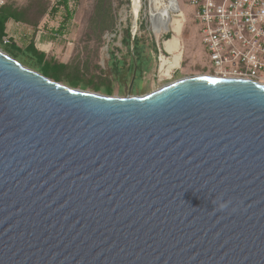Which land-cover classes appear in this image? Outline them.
I'll list each match as a JSON object with an SVG mask.
<instances>
[{"label":"water","instance_id":"obj_1","mask_svg":"<svg viewBox=\"0 0 264 264\" xmlns=\"http://www.w3.org/2000/svg\"><path fill=\"white\" fill-rule=\"evenodd\" d=\"M0 264H264V84L108 96L0 48Z\"/></svg>","mask_w":264,"mask_h":264},{"label":"rangeland","instance_id":"obj_2","mask_svg":"<svg viewBox=\"0 0 264 264\" xmlns=\"http://www.w3.org/2000/svg\"><path fill=\"white\" fill-rule=\"evenodd\" d=\"M36 1L14 0V4L17 7L25 8L32 4H36L35 6H37L38 3ZM100 1L76 0L75 2L71 0V8L75 10L74 16L67 27V32L62 38L53 37L49 31L54 27L58 28L61 22L60 17L54 20L48 16L43 18L37 17L35 22L38 23V26L35 30L23 25H17L14 21H9L6 33L20 46H23V39L28 41L29 38L34 40L40 51L48 53L49 56H53L65 64L76 65L81 68L87 67L91 75L108 78L113 87V96L125 97L128 94L142 96L182 78L214 75V69L208 59L207 50L201 35V25L195 21V13L189 5L188 0H178L180 9L186 19L183 37L185 48L184 60L181 68L173 71L171 76L158 75L157 73L158 37L151 30L149 17H145L150 8L149 0H144L142 3L141 15L139 16L140 20L138 21V24L142 25L136 35V40L143 47L144 56L147 59L142 61L138 60V55H135V52L132 50V44L129 47L125 43L126 30L129 29L132 32V26L135 21L132 14L131 0L106 1L110 8L114 25L111 30L109 29L103 32L96 26V12L100 8ZM49 8H51V4ZM45 23H48V31L42 28ZM25 30H28L29 34H31L27 38H24ZM159 43H162L166 48H171L175 45L170 34H165L159 40ZM0 48L2 49L1 46ZM11 51L14 50L11 49ZM17 54L16 57L22 64L48 77H57V79L63 80V83L69 87L77 86L84 89L90 86L87 80L88 77H84L83 72H78L72 67L67 72L65 71V78H58L60 73L58 74L56 72V68H53L50 61L46 64L45 62H41V57L28 53L29 58L26 52H22L21 54L17 52ZM114 57L125 62L127 65L124 69L125 72L129 66H132L134 69L130 77H122L120 82L115 80V71L112 66ZM142 64L147 65L146 67L148 69L142 79H140L141 76L137 73V69ZM133 79L134 85L131 88ZM95 84L98 83L94 82L90 87L97 86ZM135 85L136 87L139 86L135 89ZM102 89L101 92L105 93L103 86ZM88 90L93 91L92 89Z\"/></svg>","mask_w":264,"mask_h":264},{"label":"built area","instance_id":"obj_3","mask_svg":"<svg viewBox=\"0 0 264 264\" xmlns=\"http://www.w3.org/2000/svg\"><path fill=\"white\" fill-rule=\"evenodd\" d=\"M10 1L0 0V12ZM143 1L141 0V8L138 11L139 20ZM161 1L164 3V0ZM149 2L150 8L145 17H149L151 30L155 33L151 16L153 4L150 0ZM188 2L195 13V21L201 25V35L208 59L214 69L212 76L245 79L264 84V0H188ZM133 3L138 4V0L137 2L131 0V5ZM170 4L171 17L182 13L178 0H173ZM132 14L134 16L133 10ZM162 22L164 23V17ZM141 25L138 24L137 27L133 25L131 31L137 35ZM11 38L10 35L4 37L3 44L10 45ZM157 52L159 66L158 43ZM157 73L162 74L160 68Z\"/></svg>","mask_w":264,"mask_h":264},{"label":"trees","instance_id":"obj_4","mask_svg":"<svg viewBox=\"0 0 264 264\" xmlns=\"http://www.w3.org/2000/svg\"><path fill=\"white\" fill-rule=\"evenodd\" d=\"M76 2V0H74ZM107 0H101L100 8L96 12V26L98 29H100L101 32L106 31V30H111L114 25L113 18L111 17V11L110 8L107 5ZM38 4H32L27 7H17L16 4H14V0H11L0 12V46L2 47V50L7 53L9 56L12 58L17 59V52L21 54L22 52H26L27 56L30 58L29 54H34V56H39L41 57L42 61L45 62L46 64L50 61L51 64L53 65V68H56V72L59 74V77H66L64 74L65 71L67 72L70 67L73 69H76L78 72H83L84 77H88L87 80L89 81L88 83L90 86L94 82L98 83L95 84L97 86L94 87H87V88H79L77 86H70L71 88L74 89H80L84 91H89L88 89H92L93 91L90 92H95L103 95H108V96H113V87L111 86V81L108 80V78H103V77H97L94 75L89 74L88 68L87 67H79V66H74V65H69L65 64L58 59H56L53 56H49L48 53L40 51L38 48L37 44L34 42V40H31L28 38V41H25L23 39V46H20L15 40H12L11 38V44L10 45H4L3 44V38L7 36V24L9 21H14L17 23V25H23L29 28H32L35 30V28L38 26V23L35 22L37 17H45L48 16L51 19H57L58 17L61 18V22L58 26V28H52L51 30L48 29L47 24L45 23L42 28L45 31H50L51 35L55 38H62L64 34L67 32V27L69 26L70 21L73 19L74 16V11L73 8H71V0H56L55 2H52L50 0H37L36 1ZM51 4V8L50 7ZM33 9L35 10L33 12ZM50 9V10H49ZM35 13V14H34ZM41 29V27H40ZM26 31V30H25ZM31 34H29L28 30L24 32V38L29 37ZM33 37V36H32ZM125 43L130 47L131 45V32L129 29L126 30V37H125ZM13 49L14 51H11ZM23 49V50H22ZM143 47L140 45L139 41L136 40L135 38V46H134V52L135 55H138L139 61L142 60H147L146 57L144 56V51ZM20 62V61H19ZM21 63V62H20ZM22 64V63H21ZM24 65V64H23ZM26 66V65H24ZM113 69L115 71V80L120 82L122 77H130L134 69L132 66L128 67V70L125 72V67L127 66L124 61L118 60L116 57L113 59L112 63ZM147 65H140L137 69V73L141 76L140 79H142L144 73L147 71ZM28 67V66H26ZM30 68V67H28ZM31 69V68H30ZM34 70V69H32ZM36 71V70H34ZM37 72V71H36ZM39 73V72H38ZM43 75V74H42ZM55 82L63 83V80L48 77L46 75H43ZM98 80V82H97ZM92 82V83H91ZM140 84V83H139ZM65 85V84H64ZM67 86V85H66ZM105 89V93L101 92L103 89ZM139 86V85H138ZM137 86V87H138ZM69 87V86H68ZM135 85V89L137 88ZM101 92V93H100Z\"/></svg>","mask_w":264,"mask_h":264},{"label":"bare ground","instance_id":"obj_5","mask_svg":"<svg viewBox=\"0 0 264 264\" xmlns=\"http://www.w3.org/2000/svg\"><path fill=\"white\" fill-rule=\"evenodd\" d=\"M137 2V0H135ZM153 4L151 12L152 21L155 25V33L158 37V46L160 49V63L158 68L161 69L163 76H171L174 70L181 68L184 60V29L186 27V19L183 13L171 17L170 8L173 0H150ZM141 0L135 3L136 13L141 8ZM164 17V23L162 19ZM158 22V24H157ZM162 24H164L162 26ZM170 34L175 45L166 48L159 43V40L165 35ZM211 76V75H210ZM166 86V85H165ZM155 91V90H154Z\"/></svg>","mask_w":264,"mask_h":264},{"label":"clouds","instance_id":"obj_6","mask_svg":"<svg viewBox=\"0 0 264 264\" xmlns=\"http://www.w3.org/2000/svg\"><path fill=\"white\" fill-rule=\"evenodd\" d=\"M229 204H230V201L225 202V201L222 199V197H221L220 202H219L218 205H216L215 207H216V210H217V211H223V210H225V209L228 208Z\"/></svg>","mask_w":264,"mask_h":264},{"label":"flooded vegetation","instance_id":"obj_7","mask_svg":"<svg viewBox=\"0 0 264 264\" xmlns=\"http://www.w3.org/2000/svg\"><path fill=\"white\" fill-rule=\"evenodd\" d=\"M213 73V72H212Z\"/></svg>","mask_w":264,"mask_h":264}]
</instances>
